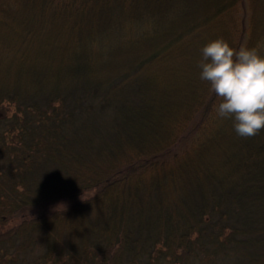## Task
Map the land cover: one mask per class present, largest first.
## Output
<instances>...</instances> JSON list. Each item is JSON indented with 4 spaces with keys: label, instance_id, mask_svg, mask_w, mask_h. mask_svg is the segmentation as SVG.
Here are the masks:
<instances>
[{
    "label": "trees",
    "instance_id": "16d2710c",
    "mask_svg": "<svg viewBox=\"0 0 264 264\" xmlns=\"http://www.w3.org/2000/svg\"><path fill=\"white\" fill-rule=\"evenodd\" d=\"M244 2L0 0V264H264V129L199 67Z\"/></svg>",
    "mask_w": 264,
    "mask_h": 264
},
{
    "label": "clouds",
    "instance_id": "9594fccd",
    "mask_svg": "<svg viewBox=\"0 0 264 264\" xmlns=\"http://www.w3.org/2000/svg\"><path fill=\"white\" fill-rule=\"evenodd\" d=\"M200 79L220 101V118H231L235 132L252 137L264 129V56L256 49L231 47L217 38L201 49Z\"/></svg>",
    "mask_w": 264,
    "mask_h": 264
},
{
    "label": "rangeland",
    "instance_id": "374dc122",
    "mask_svg": "<svg viewBox=\"0 0 264 264\" xmlns=\"http://www.w3.org/2000/svg\"><path fill=\"white\" fill-rule=\"evenodd\" d=\"M258 6V4L255 3V5H252V3L250 4L248 0H245L244 4L241 6V10H240V14L243 13V15L246 17V19L248 18V20L246 21V25H247V29H246V33L243 39V43H242V47H247L248 44H250L251 39L253 38V34H254V28H256V25L252 23V13H253V7Z\"/></svg>",
    "mask_w": 264,
    "mask_h": 264
}]
</instances>
